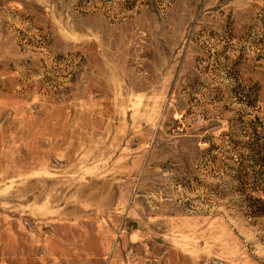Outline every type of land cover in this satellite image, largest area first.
<instances>
[{
  "label": "rangeland",
  "instance_id": "1",
  "mask_svg": "<svg viewBox=\"0 0 264 264\" xmlns=\"http://www.w3.org/2000/svg\"><path fill=\"white\" fill-rule=\"evenodd\" d=\"M0 264H264V0H0Z\"/></svg>",
  "mask_w": 264,
  "mask_h": 264
}]
</instances>
